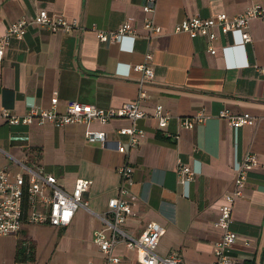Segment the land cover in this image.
<instances>
[{
  "label": "crops",
  "instance_id": "0c3cea01",
  "mask_svg": "<svg viewBox=\"0 0 264 264\" xmlns=\"http://www.w3.org/2000/svg\"><path fill=\"white\" fill-rule=\"evenodd\" d=\"M251 1L156 0L151 17L161 30L146 38L141 26L142 0H0V36L9 23L33 16L39 9L74 18L82 26L69 33L28 26L21 39L10 38L0 59V107L15 113L29 105L47 108L53 91L58 111L68 100L115 107L136 97L140 72L130 69L123 75L126 66L145 63L152 69L151 78L142 84L146 97L139 102L146 112L137 120L143 135L124 152L117 145L125 142L126 135L117 128L130 124L125 117L60 128L10 125L0 118V166L13 170L14 159L41 165L66 190L77 177L90 180L82 192L86 206L77 207L66 225L53 226L75 234L81 247L91 248L85 252V262L102 261L91 239L92 231L101 227L94 213L104 211L107 199L116 194V167L126 161L132 167L134 214L122 225L124 230L137 236L147 221H156L163 227L155 246L157 254L176 250L180 264H207L220 236L213 222L222 195L232 188L237 162L251 152L257 164L247 171L242 196L232 203L229 226L235 239L230 256L232 264H264V74L253 67L264 64V19L250 20V40L223 56L218 49L225 42L223 36L216 43L217 52L210 55L202 37L172 32L173 24L183 18L232 16ZM253 1L264 5V0ZM122 22L132 25L136 36L119 44L98 42L90 28L93 24L97 30L110 31ZM146 53L150 55L147 61ZM244 62L247 65L227 66ZM155 103L170 112L162 128L151 115ZM198 109L205 113L203 120H193L190 127L178 125L177 117H190ZM221 109L232 114L247 111L254 120L232 127L218 115ZM86 128L103 131V139L86 140ZM12 140L21 141V147L11 148ZM178 160L194 169L186 184L176 178ZM26 227L18 237L31 238ZM15 247L11 264L22 260L14 259ZM113 252L120 256L116 264H138L134 251L122 243ZM23 261L37 264L34 256Z\"/></svg>",
  "mask_w": 264,
  "mask_h": 264
},
{
  "label": "built area",
  "instance_id": "2783aa9c",
  "mask_svg": "<svg viewBox=\"0 0 264 264\" xmlns=\"http://www.w3.org/2000/svg\"><path fill=\"white\" fill-rule=\"evenodd\" d=\"M155 1L142 0L141 3V11L144 14L141 26L146 38L161 30L151 17ZM254 18L264 19V5L252 0L236 15L217 13L208 17L183 18L173 24L172 32L184 33L191 38L202 37L205 41V51L210 55L217 52L216 43L219 42L220 36H223L225 42L218 46L223 56L227 50L242 48L243 44L250 40L248 25L249 21ZM28 26H40L51 32L66 33L82 28L74 18H66L62 14H50L44 9H39L33 16L20 17L6 26L0 36V59L9 39H21ZM90 28L94 30L98 42L113 41L119 44L125 38L132 39L136 36L135 28L128 22H122L110 31L97 30L93 24ZM144 58L147 61L150 59V55L146 53ZM245 65L247 64L244 62L227 66ZM253 67L258 73L264 74V64L253 65ZM130 69L140 72V76L137 78L136 97L118 106L101 107L84 101L68 100L64 104L63 110L58 111L55 107L56 92L53 91L49 98V107L29 105L21 113L0 107V118L10 125L49 124L52 127L60 128L71 124L86 125L92 120L104 123L114 117H125L130 121V124L117 128L118 133L126 135L125 142L117 145V150L124 152L126 148L137 145L140 136L143 135V129L137 125V120L144 117L146 112L139 107V102L146 97L142 84L152 76V69L145 63L127 65L123 75H127ZM151 115L155 117L157 126L162 128L170 117V112L160 103H155ZM218 115L226 118L232 127L249 125L254 120V116L247 111L232 114L221 109ZM204 117L203 109H198L190 117H177L178 125L190 127L193 120L201 121ZM83 135L86 140L94 141L102 140L104 133L86 128ZM14 162L17 164L15 170L0 166V236L16 234L24 225H66L77 207L86 206V201L82 199V192L88 187L89 179L77 177L74 179L71 189L66 190L59 184L57 177L41 165L29 164L19 159H14ZM256 164V156L251 152L245 153L237 162L232 188L222 195V202L213 222L214 226L220 230V236L213 244V258L207 264H232L230 247L235 239V232L229 226L232 203L234 199L242 196L247 171ZM116 172L118 175L116 194L107 199V207L104 211L94 213L99 219L101 227L92 231L91 239L102 255L100 264L119 262L120 256L113 252L114 246L119 243L134 251L138 264H180L181 256L176 250H171L165 255L155 252L158 238L163 232V227L158 222L147 221L137 236H132L124 230L122 225L128 217L134 214L132 210L134 195L130 190L132 167L126 161H122L116 167ZM175 175L178 182L186 184L192 179L194 169L178 160ZM23 245L21 243V246ZM14 264H26V262L18 260ZM85 264H93V262L87 260Z\"/></svg>",
  "mask_w": 264,
  "mask_h": 264
},
{
  "label": "rangeland",
  "instance_id": "374dc122",
  "mask_svg": "<svg viewBox=\"0 0 264 264\" xmlns=\"http://www.w3.org/2000/svg\"><path fill=\"white\" fill-rule=\"evenodd\" d=\"M21 143L18 140L10 141L11 148H16V150L19 147L18 144ZM15 169H17V166L13 168V170ZM26 226L24 225L22 229ZM26 228L31 236L30 239L18 237L21 234L24 235V232L0 236V264H11L13 248L16 242L20 245L23 243L24 249L31 245L37 264H72L70 261H73L74 258L83 263L87 257L85 252L91 250V248L81 247L76 242L75 234L62 233L61 229H54L53 226L32 224Z\"/></svg>",
  "mask_w": 264,
  "mask_h": 264
},
{
  "label": "trees",
  "instance_id": "16d2710c",
  "mask_svg": "<svg viewBox=\"0 0 264 264\" xmlns=\"http://www.w3.org/2000/svg\"><path fill=\"white\" fill-rule=\"evenodd\" d=\"M34 155H37V153H34ZM15 252H14V259H22V260H33V252L31 245H28L27 249H24L23 246L18 244L16 242L15 244Z\"/></svg>",
  "mask_w": 264,
  "mask_h": 264
}]
</instances>
